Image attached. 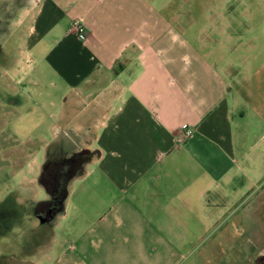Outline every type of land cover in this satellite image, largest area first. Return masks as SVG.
<instances>
[{
  "label": "crops",
  "instance_id": "crops-1",
  "mask_svg": "<svg viewBox=\"0 0 264 264\" xmlns=\"http://www.w3.org/2000/svg\"><path fill=\"white\" fill-rule=\"evenodd\" d=\"M193 11L192 0H0V90L13 104L26 82L44 112L2 153L18 182L3 201L36 219L39 204H59L61 254L52 228L27 264H175L201 240L221 261L211 233L228 203L250 199L245 216L263 218L264 120L245 152L244 96Z\"/></svg>",
  "mask_w": 264,
  "mask_h": 264
},
{
  "label": "rangeland",
  "instance_id": "rangeland-1",
  "mask_svg": "<svg viewBox=\"0 0 264 264\" xmlns=\"http://www.w3.org/2000/svg\"><path fill=\"white\" fill-rule=\"evenodd\" d=\"M192 2L194 11L189 18L198 20L205 13L206 19L210 21L206 26V37L210 41L212 56L216 57L213 63L228 69L230 77L233 78V80L228 78L231 86L234 85L236 89L240 87L239 93L244 96L243 103L236 112L237 114L244 112V116H236L239 130L236 134L243 131V149L251 153L253 145L259 141L264 120V0H192ZM19 88V95L15 96L17 101L13 104L9 101L11 93H2L3 90H0V204H3L1 200L12 189L17 188L18 183L17 178H12L14 167L10 158L11 152L9 156L2 154L8 153L14 144L11 134L13 131L16 133L18 131L22 136L28 134L33 131L38 117H44L43 109L34 106V101L27 97L26 82ZM2 94L6 96L2 98ZM5 111L9 112L3 116ZM19 141L22 142L20 138ZM259 145L262 149V142ZM247 204V199L243 202L237 200L229 202L217 224L218 230L211 233V237L218 238L222 244L221 261L219 258L216 259L218 252L216 249L198 251L202 249L201 240L196 249L189 251L186 260L180 259L175 264L204 263V260L217 262L214 264H225V260H232L234 264H256V260L264 252V215L263 218H255L253 223L250 212L245 216L246 213L242 211ZM28 205L31 207V204L21 205V210ZM9 206L10 204H5V207ZM16 209L15 212L11 207L5 209L6 213L3 214L6 217L0 219V264H27L34 256L33 254L27 256L26 249L30 247L34 252H40L42 248L48 247L47 243L50 240L48 234L50 235L52 228L57 240L53 242L52 255L57 260L63 249L60 225L53 226V221L41 222L33 215L29 216V213L22 218L23 213ZM70 221L72 220H67L68 223ZM209 237L210 235L204 238L205 244L208 243ZM229 244H232L235 250H232Z\"/></svg>",
  "mask_w": 264,
  "mask_h": 264
},
{
  "label": "flooded vegetation",
  "instance_id": "flooded-vegetation-1",
  "mask_svg": "<svg viewBox=\"0 0 264 264\" xmlns=\"http://www.w3.org/2000/svg\"><path fill=\"white\" fill-rule=\"evenodd\" d=\"M3 204H0V210H2L0 212V219H4L6 216L3 214V213H6L5 212V209H10V207L12 208V211H17L16 208H18L17 205L14 204L13 202V199H12V195H8L6 200H2L1 201ZM5 204H10L9 207H5ZM7 206V205H6ZM59 204L56 203V202H52V203H42V204H39V213L41 214L39 216V218L37 219H40L41 222H51V213L53 214V211H55L57 208H58ZM13 213V212H11ZM5 216V217H4ZM257 263L256 264H264V252L261 253L260 257L256 260Z\"/></svg>",
  "mask_w": 264,
  "mask_h": 264
},
{
  "label": "built area",
  "instance_id": "built-area-1",
  "mask_svg": "<svg viewBox=\"0 0 264 264\" xmlns=\"http://www.w3.org/2000/svg\"><path fill=\"white\" fill-rule=\"evenodd\" d=\"M77 35L83 41L86 40V38H87V34L85 33V29L81 26H79L77 29ZM184 127L185 128H183V129H186L185 130L186 134H189L191 132V130L188 129L186 125H184Z\"/></svg>",
  "mask_w": 264,
  "mask_h": 264
}]
</instances>
